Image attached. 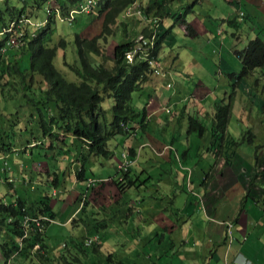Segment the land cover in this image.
<instances>
[{
    "label": "crops",
    "instance_id": "0c3cea01",
    "mask_svg": "<svg viewBox=\"0 0 264 264\" xmlns=\"http://www.w3.org/2000/svg\"><path fill=\"white\" fill-rule=\"evenodd\" d=\"M24 1L27 7H31L33 0ZM239 1L240 3L237 0H225L231 5L232 11L219 25L229 24L237 27L245 17L248 20L251 17L255 21L251 27L253 33L264 35L262 34L264 0ZM20 3L18 7L23 5L22 2ZM211 3V0L200 2L209 8L214 7ZM217 3L226 6L222 0H217ZM239 6L245 13L242 19L237 17L236 7ZM214 8L218 9V7ZM37 15V19H42L41 11ZM203 16L205 18L203 22L193 16L186 23L194 31V35H190V38L203 37L207 45L211 46L206 55L211 56L213 64L221 62L216 64L219 68L216 71V78H213L214 83L210 84L211 87L204 84L199 77L200 64L190 57L183 66H178L176 56L171 62L160 63L158 74H150L140 90L132 94L135 106L138 109L144 107L146 110L145 122L142 125H134V129L127 135H117L109 141L110 147L115 152L112 158L90 157L89 163L93 174L88 175L86 172V180L77 179L74 175L81 161L75 156L79 148L75 150L78 146L74 144L65 147L71 151L64 152L56 160L55 158L47 160L51 158L50 154L47 158L35 155L33 149L29 147L16 148L9 154L0 155V185H6L9 189L8 193L2 195L0 186V203L11 204L18 198L30 201L42 197V195L33 199L27 197L20 187L13 186L15 183L24 186L31 184V189L38 184H41L40 188L43 189L50 186L52 194L58 196L63 193L62 191L59 193L63 188L59 174L71 182L74 191L69 192L64 189L60 202V199L55 200L49 192H46L50 197V208L55 213L53 222L49 223L45 232L49 249H52L53 242L49 240L48 235H54L61 227L68 230L69 236L74 238L75 234L81 237L86 233L88 236L87 232L93 222L91 213H93V216L103 221L105 225L97 232L99 238L101 237V246L104 245L112 229L118 232L117 235L112 234L114 245L119 244L122 247L120 251L127 255L133 250H136L134 254H138L140 249H151L152 240L158 243L155 247L162 251L164 247L171 249L170 252H164L167 257L165 262L172 264H176V261H179V264H229L238 254L251 259L255 264H262L263 258L259 248L264 246L260 240L264 238V166H261L262 164L257 166L256 163L264 161L260 157L257 161L256 155L253 160L251 155H247V150L240 152L238 148L240 144L237 141L234 147L231 145V148L224 144L219 146L212 132L215 124L213 105L218 100H231L232 82H235V96L232 100L227 131L229 133L234 113L237 123L236 133L241 135L242 129L246 126L243 121L245 99L238 93V90L243 89V79L236 82L237 72L232 70L233 67H241V64L235 50L224 49L226 37H222V43L217 40L220 38L221 29L217 30L212 26L208 14ZM167 18L163 20V29L173 23L167 21ZM136 19L139 20V24L134 31L139 34L143 30L140 18L133 16L131 21L135 22ZM128 20L125 21L127 26ZM180 28L185 30L184 25L175 24L170 32L165 34L162 47L168 45L173 47L177 44V38L172 36V29L180 30ZM186 36L185 31L182 39ZM218 45H221L222 54L221 50L215 49ZM181 47L183 51L189 49L185 46V40ZM197 53L205 60L199 50ZM157 59L160 60V55ZM183 75L197 77L196 84L186 85V82L181 80ZM172 83L173 86L169 88L168 85ZM256 95L253 103H264ZM190 117L203 121L205 130L201 135L187 132ZM228 148L234 150V153L225 159L223 153ZM123 152L127 154L130 163L125 171L120 172L118 163ZM38 163L48 165L46 172L36 167ZM184 167H188V172ZM53 168L54 172H52ZM51 173L56 177L54 183L50 181ZM41 175H47V178L42 179ZM106 178L109 179L108 182L95 184L96 181ZM125 178L133 183L125 193L121 194L115 180ZM9 179L13 181L7 183ZM92 180L94 183L88 185ZM130 192L135 194L128 196ZM84 197L87 204L83 206L86 210L81 204ZM133 201L135 204L132 203ZM167 203L170 209L175 211L174 214L165 206ZM79 209L83 210L82 215H79ZM89 215L91 217L85 219V216ZM72 218L76 220L75 223H71ZM226 220L233 223V241L230 243L229 241L227 243L223 232L222 225ZM71 224L74 230L69 229ZM53 225L59 228L51 229ZM85 225L87 228L84 227ZM6 228L0 213V264L8 262L2 244L14 240V236L10 235ZM129 228L132 230L128 231ZM250 228H253L251 232ZM140 230L144 232L143 236L139 235ZM161 230L162 234L159 237L157 232ZM256 231L259 232L258 236H255ZM65 242L64 240L61 244ZM247 242H257L255 250L247 252ZM18 259L19 257H16L10 264H16ZM136 259L138 258L132 261Z\"/></svg>",
    "mask_w": 264,
    "mask_h": 264
},
{
    "label": "trees",
    "instance_id": "16d2710c",
    "mask_svg": "<svg viewBox=\"0 0 264 264\" xmlns=\"http://www.w3.org/2000/svg\"><path fill=\"white\" fill-rule=\"evenodd\" d=\"M48 1L50 0L31 2V8L42 11L40 20L37 19V13L36 17H33L25 12L27 6L24 0L0 1V31L11 20L21 16H27L36 23L34 25L30 23L26 28L23 26L19 28L24 40L23 46L19 49L9 48L2 51L9 38L13 36L16 39L19 38L17 30L0 34V101L4 104L0 107V155L9 154L16 148L29 147L38 149L35 155L47 158L48 154L54 157L70 152L69 148L65 149L69 145H78L79 150L75 156L78 161L80 159L81 161L74 175L77 179L86 180L85 173L89 169L90 157L112 158L115 152L110 147L109 141L117 135H127L134 129V125H142L145 122L146 110L144 107L138 109L135 106L132 94L140 90L142 84L152 74L150 58L158 57L163 38L170 32L169 28L182 22L188 34L194 35V31L181 19L179 12L169 11L168 7L173 0H101L94 7L98 9V15L102 17L100 31L92 37H84L79 32L75 33L74 45L77 60L74 63H68L63 58L64 66L76 77L75 81H69L53 62L57 49L67 46V41L64 38L61 39L59 35L55 41V19L67 23L74 21L75 17L71 21L62 18L79 0ZM17 2H22V7H18ZM49 5L59 7L61 16H55L54 11L48 16L46 8ZM130 7L134 12L131 16L140 18L143 29L141 32L145 38L155 35L150 57L139 54L131 62L128 61L126 54L134 48V39L118 40L112 47L111 55H108L101 45L107 35H111V26L115 24L119 15L122 17V14ZM167 17L172 18L173 23L168 29H163V20ZM237 17L243 18L238 15ZM122 19L125 18L122 17ZM145 19L148 21L145 22ZM125 24L124 21L123 27ZM256 35L242 50H235L241 64L240 71L235 77L236 82L253 74L256 69H264V40L262 39L264 36ZM27 53L28 63L24 64L22 56ZM91 54L99 58L97 63L91 64L89 58ZM108 61L109 66L106 65ZM36 76L39 77V81L35 82ZM234 83L231 84V100H218L213 105L215 123L212 127L213 138L217 139L219 146L224 144L229 148L231 145L234 147L237 141L227 131L232 100L235 96ZM238 93L243 96V89L238 90ZM255 95L245 92V97H248L250 102L256 98ZM109 98L113 101L110 111L102 107L105 99ZM245 108L246 111L248 107ZM204 130L202 120L189 118L188 133L201 135ZM229 148L223 153L225 159L234 153V150ZM55 180L56 178H53L51 183ZM12 181L9 179L7 183ZM102 182L104 181H96L95 184ZM132 183L133 181L126 178L115 180L121 194L128 190ZM49 200V195L45 194L38 200L28 201L18 198L15 203H0L2 221L10 235L14 236L11 243L2 244L7 264L12 263L16 257H19L16 264H58L50 263L45 257L48 256L46 252L51 249L45 234L49 222L43 221L39 232L36 226L31 224L33 230L26 238L20 239L21 221L24 216L47 215L54 219L55 213L50 208ZM83 204L86 205L87 202L83 200L84 208ZM91 215L93 222L87 232L88 236L98 234V229L105 227L103 221L97 220L93 213ZM75 222L76 220L72 218L71 223ZM35 244L39 246L37 249H33ZM92 245L93 250L100 247L97 243ZM83 247H85L83 241L71 236L62 245L60 254L56 256L68 264L66 257L72 256L69 250L74 248V260L79 262L78 255L86 254ZM108 257L111 261V256L108 255Z\"/></svg>",
    "mask_w": 264,
    "mask_h": 264
},
{
    "label": "rangeland",
    "instance_id": "374dc122",
    "mask_svg": "<svg viewBox=\"0 0 264 264\" xmlns=\"http://www.w3.org/2000/svg\"><path fill=\"white\" fill-rule=\"evenodd\" d=\"M0 1L2 2V0ZM174 1L179 2V4L174 3ZM211 1H212L211 6L218 7V9L214 7L209 8L205 4H200L201 0H173V3H170V6L168 8L170 12H179L181 19L184 20L185 23L187 22V20H190V18L193 16H195L197 19L203 22V20H205L203 14H208L210 17V23L212 24V26L214 28H217V30L221 29L219 30L221 32L219 36L221 39L217 38V40L222 43V37H226L227 39L224 44V49L227 51L228 50L230 51L231 50L233 51L242 50L250 39L257 36L256 33H253V31L251 30V27L253 23L255 24V21L251 17H249L250 20H248L247 17H245L244 20L240 22L237 27L231 26L229 24L219 25L220 23L224 22L223 20L232 11V7L230 4L225 2V0H222V1H224L226 6L219 5L217 3V0H211ZM16 5L20 6L21 3L17 2ZM25 12L32 15L33 17H36L35 14L39 13V11L31 7H26ZM219 13H224V14L219 15ZM244 16H245V13L242 17ZM74 17H75V20L72 21L71 23L61 22L55 19V29H56L55 41L57 39V36L59 35L61 39L64 38L67 41V46L64 48L57 49L53 62H54V66L60 72H62L65 75L66 79L69 81H75L76 77L72 72H70L64 66L63 58H65V60L68 63H74L77 60V54H76L75 45H74L75 33L79 32L84 37H92L100 31L101 24H102V17L98 15V9L96 8H93L90 14L77 13L74 15ZM122 17L125 19H122ZM122 17L119 15V17L116 19L115 24L111 26V35H107L106 39L103 42H101L103 49H105V52L108 55H111L112 47L118 40L125 39L127 37L130 39L133 37L137 39L139 36V34H137L134 31V29H136L139 24V20L136 19L135 22H132L131 19L133 18V16L131 15L125 16L122 14ZM126 18H128L129 20ZM127 20L129 22V25L127 26V24H125V26L123 27L124 21H127ZM166 20L173 21L172 18H167ZM179 23L182 24V22H179ZM169 29L171 30V28ZM184 32L185 30H182L181 28L180 30L172 29V36L177 38V44H175V46L173 47H171L170 45L162 47L159 53L160 55L159 63L163 64L164 62H167V61L171 62L176 56L178 66H183L186 62H188V58L190 57L196 60L200 64V66L198 65V67H200L199 77L201 78V80L204 82L206 86L211 87L210 84L214 83L213 78L214 79L216 78V75H217L216 71H218V68H219L217 67L216 64H220L221 62H218V63L215 62L216 64H213L214 62H212L213 59L211 58V56L206 55L207 51H210L211 46L207 45L203 37L190 38V34L187 33L186 38L182 39V35ZM263 33L264 31L262 32V34ZM188 39H191V40H188ZM262 39L264 40V37ZM184 40H185V46H187V48L189 49H186L183 51V47H181V44H183ZM207 42L209 43L208 40ZM215 49L221 50V54H222L221 45L216 46ZM164 50L166 51L164 52ZM198 50L202 54V56L205 57V60L200 58V55L197 53ZM22 58L24 59V64H27L28 63V53L23 55ZM89 58H90L91 64H95L99 61V58L94 54H91ZM106 65L109 66L110 62L109 61L106 62ZM159 67H160V64H159ZM193 67H195V65H193ZM232 70L238 73L240 71V67H233ZM34 80L35 82L39 81V77L36 76ZM181 80L185 81L186 85L194 86L197 82V77L192 78L189 75H183V78H181ZM168 86L170 88L171 86H173V83L172 85L169 84ZM245 92L247 94H251V93L257 94L260 97V99L263 100L264 102V69H256V71L253 74L251 73L249 76L243 77V98L245 99V104H246V105L243 104V109L246 106L248 107L246 111H245L246 108L243 111V121L245 122L246 126L242 129L241 135L236 133L235 128L237 126V123L235 122V117H234L235 113H234V116L231 120V127L229 128V133L235 139H237V142L240 144L238 146L240 152H243V150H247L246 151L247 155L248 156L251 155L253 157V160H255L254 156L257 154L258 156L260 155V158L264 161V103L254 104L253 102H250L248 97H245ZM112 104H113V101L111 98L105 99V101L102 103V107L110 111V107L112 106ZM3 105L4 104L2 103V101H0V107H2ZM165 109L167 112L169 111L166 107ZM76 149H78V147H75V150ZM37 151H38L37 148L33 149V153H36ZM52 158H55L56 160V159H59V156H54L47 160H51ZM256 159L258 161L259 158L257 157ZM260 164H262L261 166H264V162L256 163L257 166ZM47 166L48 165L45 163H38L36 165V167L41 168L45 172H46ZM88 166H89V169L87 171V174L91 175L93 174V171L91 170L90 163L88 164ZM184 169L188 172V167H184ZM65 170L67 171L66 167H65ZM263 171H264V167H263ZM52 172H54V168ZM112 174H114V172ZM34 175L37 176V174H34ZM41 176H42V179L47 178V175H41ZM59 177H60V184L63 187L61 190H59V193L61 191L63 193H60L58 196H55L54 194H52V190L50 186L47 189L40 188L41 184L36 185V187L33 189L30 188L31 184L24 186L22 184L15 183L13 186L20 187L22 189V192L27 197H30L31 199L36 198L39 195H42L43 197L46 192H49L50 195L53 197V199L55 200L60 199L59 200L60 202L62 199V195L64 194L63 190L65 189L70 192V191H74V188L71 187V182L67 180V178L62 176V174H59ZM32 178H34V176H32ZM50 178L52 180L53 178H56V177L52 174L50 175ZM0 186L2 190V195L9 192V189L7 188L6 185L1 184ZM86 190H87V187H86ZM134 194H135L134 192H130L127 195L132 196ZM79 200L81 199L79 198ZM132 203L135 204V201H133ZM165 206L169 207L170 205L167 203ZM262 208L263 207H261V210ZM84 210H86L85 207H84ZM168 210L170 212L173 211V214L175 213V211L173 209H170V207ZM82 211L83 210L79 209V215H82V213H84ZM90 217L91 215H89L88 217L85 216V219L90 218ZM222 226H223V232L225 233L226 228L227 229L229 228V220L224 221ZM53 227L59 228V226L53 225L51 229ZM84 227L87 228V225H85ZM116 228L118 229V226H116ZM69 229L74 230L75 228H73L71 224L69 226ZM131 230L132 228H129L128 231H131ZM249 230L251 232L253 228H250ZM110 231L111 232L108 233L109 237L106 239L104 245L101 246V244L99 243V246L101 247H99V249L97 248L96 250L92 249V246H93L92 244L85 243V240L89 237L94 236V234L87 236V234L86 233L84 234L83 232L84 235L81 237H78V235L75 234L77 239L79 238L81 241L84 242L85 247L83 248L86 250V254L80 253L78 255L80 261L77 262L74 260V255H73L74 254L73 250L75 249L74 248L70 249L69 251L72 256L68 255L66 257V261L68 262V264H117L118 262H120L121 264H129V263L130 264H172V262L171 263L165 262L167 260L165 252H170L171 249L168 250L167 248L164 247L162 251L161 249L155 247L158 243L152 240L150 241L153 246L151 247V249H146V250L140 249L138 251V254H134L136 250H133L130 255H127L126 253H122L120 251L122 247H120L119 244L114 245V242H113L114 235H117L118 232L113 231L112 229ZM161 232L162 230L158 231L157 236L160 237L162 234ZM256 232L257 234H255V236H258L259 232L258 231ZM78 233H79V230H78ZM139 235L143 236L144 232L140 230ZM68 236H69V231L66 229H63L62 227L60 228V230H57V232L54 235H48L49 240L53 243H51L52 249L46 252L47 255L50 257L48 256H45V257L49 259L50 263L66 264L64 260H59L58 256L56 255H58L60 249L62 248L61 242L64 240L67 241L71 237L69 236L68 238ZM157 236L155 238H157ZM168 236H169V239H171L170 233H168ZM99 239L101 240V238ZM172 239L176 240L173 237ZM260 240L264 243V238H261ZM47 241H48V238H47ZM256 243L257 242H247L246 243L247 252H250L251 250H255ZM259 253L261 257L263 258L262 264H264V246H261L259 248ZM108 255L111 256V261H109L110 258L108 257ZM135 258H138V259L134 260L133 262L132 260ZM176 264H179V261H176Z\"/></svg>",
    "mask_w": 264,
    "mask_h": 264
},
{
    "label": "built area",
    "instance_id": "2783aa9c",
    "mask_svg": "<svg viewBox=\"0 0 264 264\" xmlns=\"http://www.w3.org/2000/svg\"><path fill=\"white\" fill-rule=\"evenodd\" d=\"M101 0H79L74 7H72V9H70L68 11V13L66 14L65 17H63V20L66 21H71L72 19H74V15L77 13H89L90 11H92V9L98 5V2ZM238 3H240L239 0H237ZM52 11L55 12V16H61L60 14V9L59 7H55V6H51L49 5L46 8V13L48 16H50L52 14ZM237 14L239 16H243L244 15V11L240 8V6L238 8H236ZM133 9L130 7L128 8L123 15L125 16H130L132 15ZM145 22H147L148 20H144ZM32 23L33 25L36 23H33L27 16H21L18 18H15L13 20H11L9 22V24L4 27L1 31L0 34L8 32V31H12V30H17L19 33V38H15V36L9 38L6 41V45L2 48V51H5L9 48L11 49H19L20 47L23 46V42L24 40L22 39V31L19 29L21 26H23L24 28H26L28 26V24ZM157 32H158V25H157V30L155 31L156 36H157ZM220 32V31H219ZM221 33V32H220ZM154 39H155V35L153 34L151 38H145V36L141 33H139L138 38L134 39L135 41V45L134 48L129 51L126 54V57L128 59V61H133L134 57L136 55H143L144 57H147L151 55V52L153 50V44H154ZM151 60L149 61L150 65L153 68L152 74L156 73L158 74V69H159V61L157 58H150ZM130 161L127 158V154L125 152H123L121 154V160L119 161V171H125L129 165ZM109 179H103V181H108ZM101 181V180H100ZM94 181H89L88 185L93 184ZM85 199V197L81 200V204L83 202V200ZM10 219V218H9ZM54 219L48 217L47 215H43L40 217H30V216H24L23 220L21 221V231L22 234L20 236V239L23 240L24 238H26L32 229L31 224H34L37 228V231L39 232V230H41L42 225H43V221H47L49 223H52ZM10 221V220H9ZM232 226L233 223L230 221L229 222V228L225 230V237H226V241L228 243L233 241V234H232ZM101 242V240L99 239L98 235H94L92 237H89L85 240L86 244H92V243H97L99 244ZM39 246L38 244H35L33 246V249H37ZM229 264H255L254 262H252L250 259L245 258L244 256H242L241 254H238L233 260L232 262H230Z\"/></svg>",
    "mask_w": 264,
    "mask_h": 264
}]
</instances>
